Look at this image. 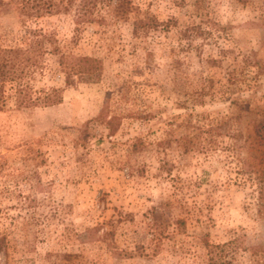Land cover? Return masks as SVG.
Segmentation results:
<instances>
[{
  "label": "rangeland",
  "instance_id": "obj_1",
  "mask_svg": "<svg viewBox=\"0 0 264 264\" xmlns=\"http://www.w3.org/2000/svg\"><path fill=\"white\" fill-rule=\"evenodd\" d=\"M0 47L63 99L0 93V264H264V0H0Z\"/></svg>",
  "mask_w": 264,
  "mask_h": 264
},
{
  "label": "trees",
  "instance_id": "obj_2",
  "mask_svg": "<svg viewBox=\"0 0 264 264\" xmlns=\"http://www.w3.org/2000/svg\"><path fill=\"white\" fill-rule=\"evenodd\" d=\"M27 55L26 52L21 50L3 49L0 47V93L3 92L2 88L6 83L11 82L14 87L17 107H49L62 103L61 91L56 88L52 89L50 93L44 92V96L41 98H33L30 85L28 83L24 84L23 78L25 73L41 70V66L38 63L39 61L32 60ZM68 58L72 59L69 70L74 74H91L93 69H100V61L95 58L86 56H71ZM61 59H65V57L62 56ZM223 247L209 246L210 255H213L215 250ZM210 264H217L214 258H210Z\"/></svg>",
  "mask_w": 264,
  "mask_h": 264
},
{
  "label": "clouds",
  "instance_id": "obj_3",
  "mask_svg": "<svg viewBox=\"0 0 264 264\" xmlns=\"http://www.w3.org/2000/svg\"><path fill=\"white\" fill-rule=\"evenodd\" d=\"M221 15H222V22H226L232 16V12L227 8V6H225L221 11ZM238 15L242 17L246 16L245 13H239Z\"/></svg>",
  "mask_w": 264,
  "mask_h": 264
}]
</instances>
